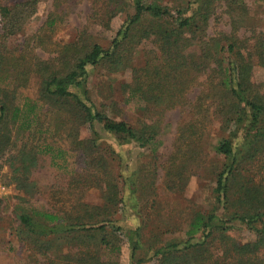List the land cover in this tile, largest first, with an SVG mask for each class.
<instances>
[{
  "label": "trees",
  "instance_id": "obj_1",
  "mask_svg": "<svg viewBox=\"0 0 264 264\" xmlns=\"http://www.w3.org/2000/svg\"><path fill=\"white\" fill-rule=\"evenodd\" d=\"M161 1L108 0V21L122 6L130 3L134 8L108 45L90 41L83 30L77 40L60 44L56 54L46 59L35 53L7 50L2 41L14 33L12 18L16 21L18 16L14 7L0 3L4 22L0 32V76L13 72L25 86L31 74L37 73L41 82L38 100L26 103L28 109L21 129H32L38 122L37 107L48 106L56 114L48 120V126L56 122L57 128H64L73 151L89 161L83 172L72 178V185L77 188L95 183L103 193L102 205L77 198L68 209L19 208L17 234L27 250L42 255L47 264H112L103 258L102 251L118 252L120 246L114 240L124 234L132 254L147 246L158 264H264V177L257 183L250 174L264 155V94L252 81L254 64L264 66V35L258 34L256 43H250L249 38L243 40L235 31L222 34L221 38H204L218 4L224 1L231 14L243 6L242 0H195L194 5L189 2L176 9V14ZM246 13L245 7L242 15ZM55 21L49 17L48 23ZM222 38L227 39V44L221 45ZM147 39L153 40L154 48L143 50L138 60V47ZM97 66L112 73L131 72V81L121 84L123 98L119 102L97 104L90 97L88 82ZM202 75L219 76L216 80L212 77L209 91L200 94L206 97L208 114L203 120L197 117L187 125L181 124L166 177L172 185H185L203 143V134L196 129L216 119L221 129L212 145V159L208 165L197 166L211 175L212 207L192 213L186 222L185 240L164 242L155 231L147 239L142 231L145 218L141 224L128 226L114 215L119 204L131 195L129 192L126 197V188H134L143 198L141 201L146 202L150 197L144 193L149 188L154 192V183L146 182L145 177L136 180L138 170L129 181L120 171L116 175L112 168L108 169L117 154L111 144L104 142V134L120 144L135 142L156 152L168 111L192 105L193 112L196 107L205 106L200 99L190 101L188 94ZM12 84L13 81L9 83ZM9 85L0 88V142L11 138L8 125L24 112V106L14 104L12 94L16 88L11 91ZM132 101L142 103L137 108L135 124L112 115L120 113L119 103ZM83 128L90 132L82 137ZM38 153L35 147H23L11 160L18 162L13 179L26 191L35 187L27 175L36 165ZM173 176L179 179L175 181ZM236 224L246 226L254 239L236 240L231 233ZM91 245L95 247L89 252L85 248Z\"/></svg>",
  "mask_w": 264,
  "mask_h": 264
},
{
  "label": "rangeland",
  "instance_id": "obj_2",
  "mask_svg": "<svg viewBox=\"0 0 264 264\" xmlns=\"http://www.w3.org/2000/svg\"><path fill=\"white\" fill-rule=\"evenodd\" d=\"M108 0H0L2 5L14 7L17 13L16 21L12 18L14 33L2 41L8 51L13 53H35L41 58L53 57L60 44L77 40L79 32L85 30L86 37L90 41L99 42L104 45L113 39L119 28L123 25L129 14L134 12V8L129 3L119 9V13L108 21L110 12L106 5ZM243 6H238V10L230 14L221 1L215 13L211 15L209 24L206 27V36L221 38L223 34L235 33L244 39L249 38L250 43H256L258 34L264 35V0H242ZM194 5L195 0H162L161 4L172 8L174 14L176 9L185 7L188 3ZM114 4V3H113ZM19 5V6H16ZM113 6V5H110ZM247 8L246 15H242L244 8ZM243 10V11H241ZM20 12V13H19ZM22 12V13H21ZM189 15V13L185 14ZM50 18L56 19L54 24L48 23ZM3 17L0 15V32L3 27ZM11 26V25H10ZM35 34V35H34ZM204 35V33H202ZM222 35V37H223ZM34 37V38H32ZM29 40V41H28ZM227 39L222 38L221 45L227 44ZM220 45V46H221ZM33 48V49H32ZM154 48L152 39L144 40L138 47L139 53L136 58L140 60L143 50ZM4 73V72H3ZM0 76V88L10 86L16 88L13 92L14 104L24 106V112L18 115L14 121L8 125L11 138L0 142V264H47L45 258L40 254H33L27 250L23 239L17 234L19 219L17 212L19 208L57 210L58 208H69L77 198L93 205L104 203L102 189L98 184H83L75 188L71 181L77 173L89 164L80 153L73 151L70 139L66 137L64 128L56 127V122L48 126V120L55 118V113L49 111V107L44 105L35 110L38 115V122L34 123L32 129L22 130L21 125L25 121L27 112L26 103L29 100H38L40 92V78L36 73L31 74L28 82L24 86L19 78L11 72ZM218 75H202L193 84L188 92L190 101L202 100V108L196 107V111H191L192 105L184 108L178 107L168 111L159 139L157 151L147 147H140L135 142L120 144L113 137L108 138L104 134V142L111 144L116 150L117 160L110 164L108 169H113L129 181L135 177L134 172L138 170L137 178L145 177L146 182L154 183V192L149 188L145 191L150 200L142 202V197L135 189H125L127 197L130 192L133 194V203L130 196L125 202L119 204L114 218L126 223L128 226H135L144 219L145 227L143 233L147 239H151L152 232L160 233L164 242L173 240H185L186 222L192 213L209 210L212 207L211 196V175L204 172L199 166L208 165L212 159V145L215 144L220 132V122H204L197 128L198 133H202L201 148H198L199 155H195L197 163L193 165V172L189 173V178L185 185L177 183L172 185L166 177V167L175 154L176 139L180 132V126L187 125L197 119H204L208 114L206 107V97L200 95L209 91V81ZM131 81V72H109L102 66L92 69L89 78L90 97L98 104H108L112 100L119 102L122 96L121 84ZM252 81L257 89L264 94V66L254 64L252 71ZM216 95V92L213 96ZM2 95L0 94V101ZM41 102H39L40 104ZM140 102L119 103L122 108L120 113L112 115L117 118H125L135 124L139 112L137 108ZM211 109V108H209ZM46 117H48L46 119ZM102 131L100 125H97ZM24 129V128H23ZM81 136H86L90 130L81 129ZM199 137V135H196ZM25 147H35L38 149L36 165L28 173V179L34 184L32 191H26L18 186L13 176L17 170L18 162L11 161L19 155V149ZM157 155V156H156ZM88 164H87V163ZM16 164V165H15ZM264 155L250 172L253 181L260 183L264 177ZM105 169H101L103 171ZM251 170V171H252ZM93 171V169H92ZM100 171V172H101ZM175 181L178 176L172 177ZM138 185V184H137ZM139 188V186H138ZM141 189V186H140ZM140 197V198H139ZM136 206L138 209H136ZM232 236L240 242H248L254 239V234L246 226L236 224L232 230ZM152 235V236H151ZM150 236V237H149ZM119 246L118 252L102 251L105 260H110L117 264H158L154 257L153 250L147 246L140 249L135 255L131 252V247L127 236L119 235L114 240ZM152 245V244H150ZM93 245L89 247V252L94 250ZM107 258V259H106ZM140 260V261H139ZM142 260V261H141ZM112 263V264H114Z\"/></svg>",
  "mask_w": 264,
  "mask_h": 264
}]
</instances>
